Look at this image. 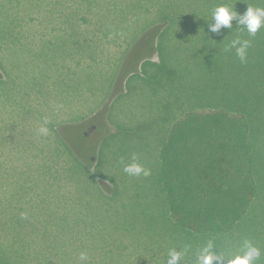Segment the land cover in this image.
<instances>
[{
  "label": "trees",
  "instance_id": "trees-1",
  "mask_svg": "<svg viewBox=\"0 0 264 264\" xmlns=\"http://www.w3.org/2000/svg\"><path fill=\"white\" fill-rule=\"evenodd\" d=\"M176 2L183 1L0 0L1 81L6 62L18 59L21 80L70 70L80 81L115 66L112 98L125 93V82L137 90L145 75L182 88L176 79L193 72L191 64L233 87L198 93L192 106L166 114L154 151L146 140L136 145L145 154L133 162L148 176L96 172L101 146L122 133L106 116L109 104L71 120L72 129L83 125L79 153L65 140L64 123L46 127L53 142L26 146L29 156L13 153L17 145L3 135L0 194L9 198H0V264H167L171 249L182 250L179 264H197L209 240L216 252L235 255L245 239L264 264V28L251 36L233 20L231 29L211 32V17L197 8L228 3L244 13L264 3L195 0L183 17ZM176 26L184 31L173 33ZM237 37L251 41L244 63L229 48ZM190 41L197 43L184 48ZM83 84L78 94L88 98L91 86ZM142 123L151 126L149 116ZM133 131L124 127L126 138ZM132 230L138 237L128 238Z\"/></svg>",
  "mask_w": 264,
  "mask_h": 264
},
{
  "label": "rangeland",
  "instance_id": "rangeland-1",
  "mask_svg": "<svg viewBox=\"0 0 264 264\" xmlns=\"http://www.w3.org/2000/svg\"><path fill=\"white\" fill-rule=\"evenodd\" d=\"M182 1L174 4V10L177 11L175 14H183V17H186L185 13H191L192 10L188 9V7H195V0ZM197 8L205 9L206 11L201 14L211 17L213 8L209 9L205 3L200 2L197 4ZM170 12L174 13L173 10ZM182 31L184 29L180 26H176L173 29V33ZM133 33H135V30H133ZM196 43L195 41H190L184 48H192ZM142 46L143 44H140L139 49ZM43 59L41 64L46 66V62ZM184 60L186 59L182 61ZM18 61L21 60L10 59L6 62L4 73H7L8 79L0 80V138L4 135L5 139L11 142L10 145H17L16 148L12 149L13 153H15L23 151L26 146L32 145L34 147L49 142L52 143L54 138L51 135L48 133L47 135L40 134L38 130L41 127H48L55 123H64L63 132L67 137L65 140L71 142V144L75 142V147L72 149L79 153L81 147L79 146L77 135L81 134L83 125L72 129L74 123L71 120H79L81 114L91 113L97 109L105 112L106 110L103 107L109 104L110 107L106 112V116L122 133H114L101 146L100 161L96 172L102 176L127 174L124 171L125 165L133 163V157L138 159V156L145 154L142 152V148L139 151L136 149V145H144L142 143L145 140L147 144H151L149 148L154 151L156 148L154 145L157 143L158 138L164 134V125H166L164 116L166 114L170 116L174 112L179 114L184 110V107L192 106V104L196 103L198 93L205 94L212 90L219 95L222 92H232L233 90V87H229L225 83V79L222 76L217 77L216 74H219L218 72L215 71L212 74L209 71L200 70L201 67H196L195 64H191L193 72H189L186 75L184 73L185 76L176 79L183 83L184 86L182 88L178 85L176 86L174 82L169 84L165 80L157 82L153 78H146L147 75H145V79L142 77L140 80L141 83L137 90L134 87L128 91L127 88L130 89V86L125 82V93H119L120 95L112 98L110 87L113 86V89L114 84L117 83L112 81L111 72L109 71L111 69L114 70L115 66L108 69L98 68L103 69L101 71H96L95 69L94 73L86 74L80 81L72 77L70 70L65 72L62 77H50L43 80L44 78L39 72L36 78L24 75L23 80H21L19 73H17ZM49 64L50 61L49 63L47 62V65ZM181 64L184 63L181 62ZM126 67L128 68V63ZM211 74L215 76L214 79ZM82 82L91 86L92 93L90 92V87H88L90 92L88 98H83V94H78V91L83 89L84 84ZM212 82L216 83L212 85ZM41 91L43 92L41 93ZM84 96L88 95L85 94ZM87 106H89V109ZM74 115L76 118H73ZM148 116L151 126H147L145 123L138 126L140 121L147 120ZM45 120L47 123H45ZM81 122L84 121L82 120ZM129 126L134 129L133 133L135 136H133V139L126 138L124 132V127ZM139 152L141 153L138 154ZM24 155H31V150H24L22 154H18V156ZM108 164L112 166L111 172H109ZM1 175L4 176L2 168ZM133 177L131 182L136 183V179ZM0 198L7 199L9 195L1 193ZM129 237L134 239L138 235L134 234L132 230L128 234Z\"/></svg>",
  "mask_w": 264,
  "mask_h": 264
},
{
  "label": "clouds",
  "instance_id": "clouds-1",
  "mask_svg": "<svg viewBox=\"0 0 264 264\" xmlns=\"http://www.w3.org/2000/svg\"><path fill=\"white\" fill-rule=\"evenodd\" d=\"M264 3V0H261ZM214 20V23L211 21ZM233 20L237 21L239 26H242L251 36H255L258 31L264 28V7L248 5L244 13L236 10L228 3L218 4L212 11L211 20H209V30L211 32H219L222 28L233 27ZM251 41L241 39L239 37L233 39L229 48L235 49L236 55L242 63L247 61V50L250 47ZM45 123L47 121L45 120ZM40 134L47 135L48 129L41 127ZM135 160V157H133ZM124 171L129 175H150V170L145 169L139 163H130L125 165ZM214 242L209 240L199 251L197 264H256L262 255L259 247L253 244L250 240L245 239L241 245V252L235 255L221 254L215 251ZM227 258V259H226ZM80 259L86 260V253H81ZM182 260V250L171 249L167 264H179Z\"/></svg>",
  "mask_w": 264,
  "mask_h": 264
}]
</instances>
